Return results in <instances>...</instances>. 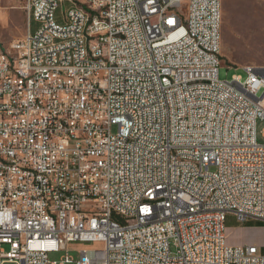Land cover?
I'll use <instances>...</instances> for the list:
<instances>
[{
	"label": "built area",
	"instance_id": "2783aa9c",
	"mask_svg": "<svg viewBox=\"0 0 264 264\" xmlns=\"http://www.w3.org/2000/svg\"><path fill=\"white\" fill-rule=\"evenodd\" d=\"M23 6L33 28L0 43V264H264L225 233L264 222V67L219 79L221 0Z\"/></svg>",
	"mask_w": 264,
	"mask_h": 264
},
{
	"label": "rangeland",
	"instance_id": "374dc122",
	"mask_svg": "<svg viewBox=\"0 0 264 264\" xmlns=\"http://www.w3.org/2000/svg\"><path fill=\"white\" fill-rule=\"evenodd\" d=\"M31 26L23 0H0V43L4 47L13 39L25 34ZM220 26L219 79L230 80L235 74L244 76L245 71L241 66L246 64L264 67V0H221ZM263 128L264 122L257 120L256 140L259 143H264V137L261 135ZM115 130L116 127L113 126L112 131ZM257 221L238 222L234 218L231 223H238L239 227H231L228 226L230 221L226 220L227 243L264 245V227ZM171 249L174 251L173 247ZM64 254V251H52L48 256L50 260L59 261ZM68 254L74 258L76 256L73 251Z\"/></svg>",
	"mask_w": 264,
	"mask_h": 264
},
{
	"label": "crops",
	"instance_id": "0c3cea01",
	"mask_svg": "<svg viewBox=\"0 0 264 264\" xmlns=\"http://www.w3.org/2000/svg\"><path fill=\"white\" fill-rule=\"evenodd\" d=\"M226 220H229V221H230V223L228 224V226H231V227H239V224H238V223H231V222L234 221V216H232V215H228V216L226 217ZM247 221H249V222H254V221H257V220L249 219V220H247ZM257 222H258V221H257ZM247 224H249V223H247ZM259 224H261L260 226L264 227V223H260V221H259ZM250 226H251V225H250ZM240 227H242V226H240ZM260 247L264 249V245H260Z\"/></svg>",
	"mask_w": 264,
	"mask_h": 264
},
{
	"label": "trees",
	"instance_id": "16d2710c",
	"mask_svg": "<svg viewBox=\"0 0 264 264\" xmlns=\"http://www.w3.org/2000/svg\"><path fill=\"white\" fill-rule=\"evenodd\" d=\"M31 25H32L31 28H33V24H32V22H31ZM259 225H261V224H259ZM262 251L264 252V250H262Z\"/></svg>",
	"mask_w": 264,
	"mask_h": 264
}]
</instances>
